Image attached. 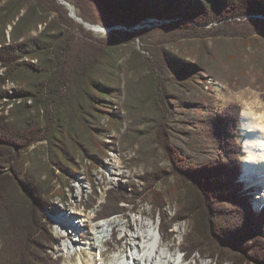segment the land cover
<instances>
[{"label": "trees", "instance_id": "16d2710c", "mask_svg": "<svg viewBox=\"0 0 264 264\" xmlns=\"http://www.w3.org/2000/svg\"><path fill=\"white\" fill-rule=\"evenodd\" d=\"M74 1L80 8L82 0ZM95 3L96 23L102 19L108 29L124 26L131 31L113 32L132 40L142 38L144 44V32L133 29L147 19L181 27L186 40L264 39V0ZM63 9L57 0H0V264L63 263L52 253L58 242L45 214L50 196L67 186L63 176L77 171L80 155L92 164L108 155L110 129L102 120L107 118L117 130L124 122L114 109L122 89L113 48L91 39L77 46L60 19H51ZM81 17L87 21V16ZM62 21L70 25L65 16ZM155 51L153 64L136 52L134 67L148 71L147 85L142 91L126 84L123 106L136 117L148 104L155 108L158 117L148 135L154 136L170 168L156 165L143 176V189L129 185L110 190L97 220L126 215L127 205L135 210L151 201L161 217L160 232L168 238L174 237L175 224L188 225L182 248L187 261L198 255L215 264H264V210L255 212L253 196L240 182L241 106L231 104L216 113L211 99L205 117L192 115L196 104L187 95L216 69L205 60L190 64L163 48ZM7 81L21 84L16 95L3 90ZM15 98L22 103L15 102L6 115ZM144 134L131 129L121 142H138ZM43 150L45 160H38L44 166L41 172L34 159ZM147 154L143 152L135 163L146 160ZM168 199L176 201L173 217L166 211Z\"/></svg>", "mask_w": 264, "mask_h": 264}, {"label": "rangeland", "instance_id": "374dc122", "mask_svg": "<svg viewBox=\"0 0 264 264\" xmlns=\"http://www.w3.org/2000/svg\"><path fill=\"white\" fill-rule=\"evenodd\" d=\"M64 1L70 3L74 7L77 16L81 17V15L84 14L87 16L86 22L92 25H97L99 23L100 25L98 26L103 27L102 24H104V22L102 19H99L98 23L95 22L99 15L95 0L80 1V8L77 7V2L74 0ZM141 1L144 2L147 0ZM183 1L187 3L192 0ZM195 1L202 2L204 0H193V2ZM63 8L64 9L58 12L57 15L54 13L51 19H53V17L60 19L63 23V28L68 29L70 33L75 36L77 46L91 39L100 41L102 44L113 48L112 50L117 68L116 77L122 89V93L116 102L118 103L117 106L121 108V110H118L122 113L121 117L124 122L120 126V130H117L114 126L112 127V123L108 125L106 124L107 122H105V128L110 129L109 135H111L112 138L111 143L115 144L117 142L116 151L112 150L115 145L110 144L112 147L108 151V155L103 156L100 162L93 164H90L85 156L80 155L78 159H80V161L84 159V162L77 161V171L72 172L73 170H71L68 176H63V183L65 186L67 184V186L60 192L61 194L50 196V200L53 203V208L50 209V211L52 210L51 214L54 215V211H58L59 213L67 214V216L76 214L75 216L79 218L78 212H83L86 215H95L93 217V222L101 223L104 220H97L96 213L105 204L107 193L110 190L125 188L129 185L143 189L145 187L143 176L153 172L156 165L169 170L170 165L164 158L163 152L154 143V136L148 135L158 117L155 108L148 104L143 108L139 117H136L134 114L129 113L123 106L126 99L124 92L126 84L138 87L142 91H145L147 85L148 71L145 70L140 72L134 67V56L136 52H140L143 58L153 64L156 60L155 49L163 48L166 53L171 54L176 60H181L190 64H198L202 62V60H205V62H208L210 68L216 69L215 75H205L204 81L198 82L192 92L187 95L188 97L194 98L193 100L196 104L194 108L195 111H193L192 115L199 116L200 114L202 117H205L203 114L207 112L206 104L211 99H214L213 109L216 113L223 111L231 104H238L241 106L242 112L244 110H250L257 115L264 110V39L255 38L256 40L252 41L238 38L226 39L223 42H216L211 39L186 40L182 38L181 27L170 25L169 22L158 19H147L133 29L137 32H144L145 42H147L144 44L142 38V41L140 39L132 40L113 32L131 31L124 26L115 27L103 34L94 33L73 20L69 16L67 8L65 6H63ZM63 16L70 20V25L64 24L62 21ZM175 21L178 22V19ZM79 26H82L84 31L81 30ZM8 30L10 31L11 27ZM40 30H43V27H41ZM205 46L207 50L204 49ZM147 49H152V51H148ZM11 84L12 83H10V86H12ZM15 86H19L20 88L21 84L16 83ZM136 128H139L142 132H145V134L139 138L138 142L134 141L133 143L128 142L123 144L121 142L123 135L126 134V132L129 133L131 129L134 130ZM237 130L239 132V141L243 145L244 155H242L241 158L243 162L242 169L244 170L247 155L244 151L245 145L241 118ZM182 138L181 135V140L183 141ZM177 142L179 145H182L180 141ZM107 143L109 144V142ZM44 152L43 150L42 155L34 159V166L41 172L44 171V166L43 163H40L38 160L44 159ZM143 152L148 153L145 156L146 160L141 163H135L142 158ZM45 175L44 173L43 179L46 178ZM56 175L58 174L56 173ZM240 180L245 181L242 176ZM171 183H174V179L171 180ZM246 183L248 184V182ZM161 187L160 185V188ZM256 187L262 188L261 185H257ZM82 188L84 191H82ZM259 191H255V193L260 195ZM60 199L64 203L66 202V204H60ZM257 199H259V196ZM257 202L259 201H256V199L253 200V208L261 212L259 208L256 207ZM127 207L130 209V213L116 216L112 219L131 227L129 228L130 231L135 227L137 220L153 224L162 238L163 246L169 247L172 249L173 253H177L182 258L183 264H215L209 257L200 258L197 255L191 261H187L184 258L182 248L184 237L188 231V225L186 223L175 224L172 229L174 231V237L170 239L160 232L161 217L158 211H155L151 201L140 204L135 210L132 209V206L127 205ZM175 210L176 201L168 199L166 211L169 216L173 217ZM56 214L57 213H55V215ZM48 221L51 225L52 234L58 242L52 253L55 258L60 256L63 258L62 264L78 263V257L82 255V253H84L82 256L85 260L92 256L86 251L87 246H85V244L91 241L92 237L87 234H82L84 237V239L80 238V242L83 246L82 252L79 250H71L73 255L70 260L68 254L64 251L66 250L65 242L69 240L68 236L70 240H77L76 237L84 232L80 231L81 233H79L78 230L77 233L68 235L65 234L57 217L54 216V218L52 217L50 219L48 217ZM110 236L109 241L107 240V242H110L106 247L107 252L103 254V258L106 261L112 260V257L120 250H125L127 247L126 244H134L131 233L122 237L119 228L111 231Z\"/></svg>", "mask_w": 264, "mask_h": 264}, {"label": "bare ground", "instance_id": "6f19581e", "mask_svg": "<svg viewBox=\"0 0 264 264\" xmlns=\"http://www.w3.org/2000/svg\"><path fill=\"white\" fill-rule=\"evenodd\" d=\"M95 27L98 30H104L101 26ZM88 30L92 31L93 28ZM96 33L103 34L100 31ZM241 126L247 155L242 178L248 182L249 186L261 185L259 199L255 198L256 201H259L256 207L261 211L264 208V110L258 115L253 111L244 110L241 115ZM54 212L58 214H56L57 219L65 234L72 235L79 230V233L84 232L92 237L91 241L85 244L86 251L92 256L85 260L82 256L84 253H82L76 264H183L182 258L177 253H173L171 248L163 246L162 238L153 224L137 220L135 227L133 226L134 228L130 231L131 227L113 219L94 223L95 215L78 212L79 218L71 216L70 221V218L68 219L64 213ZM55 213L54 216H56ZM116 228H119L122 237L131 233L134 244H126L125 250H120L112 257V260L106 261L103 254L107 252L106 247L110 243L107 240L109 241V238L113 236H110V233ZM79 235L76 237L77 240H70L68 236L69 240L65 242L66 250L64 251L70 260L73 255L71 250L82 252L83 246Z\"/></svg>", "mask_w": 264, "mask_h": 264}, {"label": "built area", "instance_id": "2783aa9c", "mask_svg": "<svg viewBox=\"0 0 264 264\" xmlns=\"http://www.w3.org/2000/svg\"><path fill=\"white\" fill-rule=\"evenodd\" d=\"M37 62H38V61H33L34 64H37ZM2 75H3V70L0 71V76H2ZM10 83H12V84H11L12 86H10ZM15 84H16V83H15V82H12V81H7V82H6V84H5L4 87H3V90H4L5 92H7V95H9V96H14V95H16V94L18 93V90H19L20 88H19V86H17V87H18V88H17V87L15 86ZM3 102H4V103H8V102H9V99H5ZM15 102H17L18 104H21V103H22V99H21V98H15L14 101H13V103H11V105H9V107H8L7 110L5 111L6 115L9 114L8 110H9L11 107L14 106V103H15ZM28 104H29V105H32L33 103H32V101H29ZM0 109H2V108H0ZM115 109H117V110H118V109L121 110V108L118 107V106H116ZM119 110H118V111H119ZM0 111H1V110H0ZM121 114H122V113H121ZM105 122H107L106 124L110 125L109 120H108L107 118H105V119L102 120V122H101L102 125H103L104 127H105V125H106ZM108 137H109V138L107 139V142H109V144H113V143H111V142H112V141H111V139H112V138H111V135H109ZM116 147H117V142H116V146L113 147L112 150H113V151H116V150H115ZM86 160H88L89 163L92 164V161H91L90 159L87 158ZM78 161H80V160H78ZM83 162H84V161H83ZM83 162H82V163H83ZM80 164H81V163H80ZM82 191H84L83 188H82ZM60 204L64 205V204H66V202L64 203V202L60 199ZM51 208H53V203L51 204L50 207H48V208L45 210V214L47 215V217H49V219L52 218V217L54 218V215L51 214V211H52V210L50 211ZM64 214H65V213H64ZM55 217H57V216H55ZM60 228H61V227H60Z\"/></svg>", "mask_w": 264, "mask_h": 264}, {"label": "water", "instance_id": "95a60500", "mask_svg": "<svg viewBox=\"0 0 264 264\" xmlns=\"http://www.w3.org/2000/svg\"><path fill=\"white\" fill-rule=\"evenodd\" d=\"M57 1H58L61 5L65 6V7L67 8V10L69 11V16H70L73 20H75L76 22H78L80 25H82L84 28H86V29L93 28L92 31H93L94 33L98 32V31H100L101 33H107V31L110 30V29H108V28H104L103 31L98 30V28L95 27V26H98V25H92V24L86 22L83 18L77 16L74 7H73L70 3L65 2L64 0H57ZM260 19H262V18H260ZM112 29H113V28H112ZM112 29H111V30H112Z\"/></svg>", "mask_w": 264, "mask_h": 264}]
</instances>
